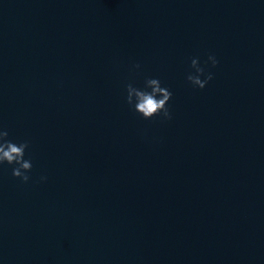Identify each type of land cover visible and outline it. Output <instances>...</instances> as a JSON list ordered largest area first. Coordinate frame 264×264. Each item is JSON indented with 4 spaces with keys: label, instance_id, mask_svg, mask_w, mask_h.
Here are the masks:
<instances>
[{
    "label": "water",
    "instance_id": "water-1",
    "mask_svg": "<svg viewBox=\"0 0 264 264\" xmlns=\"http://www.w3.org/2000/svg\"><path fill=\"white\" fill-rule=\"evenodd\" d=\"M0 125V264H264V0H0Z\"/></svg>",
    "mask_w": 264,
    "mask_h": 264
},
{
    "label": "clouds",
    "instance_id": "clouds-1",
    "mask_svg": "<svg viewBox=\"0 0 264 264\" xmlns=\"http://www.w3.org/2000/svg\"><path fill=\"white\" fill-rule=\"evenodd\" d=\"M208 63L215 68L219 61L215 55L209 54L205 61V64ZM190 66L194 69V73L189 72L187 74V81L195 88L204 89L213 79V73L206 71L205 67L200 65L198 58H192ZM134 67L139 69L140 65L136 64ZM125 92L126 104L143 119L151 120L153 117H160L162 122L172 119L169 107L172 92L167 87H163L158 78H146L142 88L134 86L133 83H127ZM8 137L9 132L0 125V165L6 163L13 166V177L27 183L30 180L29 173L33 168L31 159H25V153L30 146V142L24 140L17 143L8 139ZM41 180H46V177H41Z\"/></svg>",
    "mask_w": 264,
    "mask_h": 264
}]
</instances>
